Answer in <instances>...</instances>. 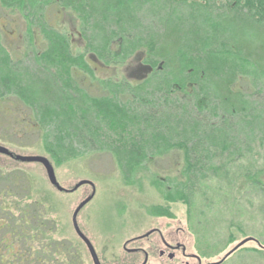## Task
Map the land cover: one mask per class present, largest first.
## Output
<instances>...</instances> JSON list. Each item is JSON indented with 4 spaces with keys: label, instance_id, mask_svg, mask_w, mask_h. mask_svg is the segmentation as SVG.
Here are the masks:
<instances>
[{
    "label": "rangeland",
    "instance_id": "rangeland-1",
    "mask_svg": "<svg viewBox=\"0 0 264 264\" xmlns=\"http://www.w3.org/2000/svg\"><path fill=\"white\" fill-rule=\"evenodd\" d=\"M250 19L264 46V0H0V146L46 158L65 189L93 183L77 224L102 264L122 260L123 242L159 224L185 229L202 264L247 238L259 247L248 243L223 264H264V65L233 54L221 25ZM170 21L187 36L177 74L152 69ZM196 29L204 38L193 41ZM208 60L239 95L233 115L199 70ZM8 164L30 171L56 238L92 264L70 222L90 188L62 195L42 168L0 155Z\"/></svg>",
    "mask_w": 264,
    "mask_h": 264
},
{
    "label": "trees",
    "instance_id": "trees-1",
    "mask_svg": "<svg viewBox=\"0 0 264 264\" xmlns=\"http://www.w3.org/2000/svg\"><path fill=\"white\" fill-rule=\"evenodd\" d=\"M236 5L238 4H233L232 6ZM244 5L245 2L243 1L240 7H245ZM250 20L253 25L245 23L243 28L241 27L240 29H232V21L221 25L226 27L223 34L231 35V39L228 40L229 43H226V46L229 44L233 48V54L241 53V58L252 62V65L257 69L258 65L262 67L264 65V46L258 42L260 35L255 38L254 28L258 27V25H255L253 19ZM258 23L259 21H256V24ZM261 24L259 28L263 26ZM205 32L208 34L207 39L211 41L208 27L205 29ZM190 37L193 41L199 37L204 38L199 29H196L195 33H191ZM186 41V33L175 28L172 25V21H170L167 24V30L162 39L160 38L159 42L155 43V49L161 55L160 57L163 61L160 64L152 66V69L161 71L166 68L175 74L179 73L182 70L179 52L183 48L182 43ZM220 42L223 41L215 40L213 45L221 47ZM253 53L257 55L255 56L256 58L252 56L254 55ZM215 62L217 63V61ZM216 67L215 63L208 60L200 66L199 70H201L204 78L207 80H216L215 87L219 93L221 105L227 109L226 112L228 114L233 115L237 108L241 107L237 103L239 95L229 91L228 83H230V78L227 76L220 77V73L216 74L214 72ZM148 68L152 72V69ZM177 88L181 91L183 87ZM191 93L194 95L197 92L192 91ZM198 94L205 96L207 92L200 90L194 96L196 97ZM187 96L189 97L188 94ZM21 103L29 109L34 117L31 108L23 102ZM36 125L40 132L43 133L42 126L38 122H36ZM158 138H161V135H158ZM42 140L44 142V137L42 138L40 135L39 142ZM38 143L28 147L35 146ZM29 165L40 167L35 164ZM39 191L35 186L33 178L30 177L28 169L15 168L10 164L0 166V264H85L80 248L76 244L56 238L58 226L56 219L53 217L50 200L46 196H40Z\"/></svg>",
    "mask_w": 264,
    "mask_h": 264
},
{
    "label": "flooded vegetation",
    "instance_id": "flooded-vegetation-1",
    "mask_svg": "<svg viewBox=\"0 0 264 264\" xmlns=\"http://www.w3.org/2000/svg\"><path fill=\"white\" fill-rule=\"evenodd\" d=\"M188 239L185 229L176 228L174 224L163 228L159 224L140 236L123 242L117 250L123 259L113 264H202L201 260L191 253ZM110 256L111 259L115 258L114 254ZM98 260L102 264L99 257Z\"/></svg>",
    "mask_w": 264,
    "mask_h": 264
},
{
    "label": "water",
    "instance_id": "water-1",
    "mask_svg": "<svg viewBox=\"0 0 264 264\" xmlns=\"http://www.w3.org/2000/svg\"><path fill=\"white\" fill-rule=\"evenodd\" d=\"M0 155L8 157V158L12 159L13 161H16V162H19V163L38 164V165H40L42 167L43 171H44L45 177H46L47 182L49 183V185L52 186L59 193H74L76 190H78L80 187H83V186H88L90 188V191H91L90 195H88L85 199H83L75 207V209L72 212L70 222H71V226H72L73 232L80 239V241L84 244V246L86 247V249L88 251V254L90 256V259L92 261V264H100L98 262L96 254H95L90 242L81 233V231L79 230V227L77 225V216H78L79 212L94 197L95 190H94V185L92 184V182H90L88 180H81V181L77 182L75 185H73L72 188L64 189L57 183L53 167H52V165L50 164V162L46 158L40 157V156H20V155H16V154H13L12 152H10L8 149H6L3 146H0ZM249 241L256 242V241H254L252 239H245V240L241 241L231 251H229L220 261H218V262H216L214 264H221L232 253H234L236 250H238L240 247H242L244 244H246Z\"/></svg>",
    "mask_w": 264,
    "mask_h": 264
}]
</instances>
